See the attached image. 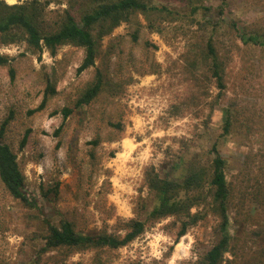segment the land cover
Returning <instances> with one entry per match:
<instances>
[{
    "label": "rangeland",
    "instance_id": "obj_1",
    "mask_svg": "<svg viewBox=\"0 0 264 264\" xmlns=\"http://www.w3.org/2000/svg\"><path fill=\"white\" fill-rule=\"evenodd\" d=\"M2 1L37 8L43 32L68 10L79 15L96 2ZM149 1L157 8L99 37L96 63L82 72L81 46L66 43L54 55L29 45L22 27L0 32V53L9 58L0 65V131L7 122L0 142L17 155L29 200L0 179V264H195L220 239L221 218L195 206L203 216L176 240V216L148 220L157 200L146 172L182 181L187 162L208 167L218 154L232 186L228 228L236 247L227 264H264V48L234 29L264 34V0ZM210 43L223 91L206 60ZM98 71L101 91L79 105ZM48 83L55 93L39 110ZM64 108L73 109L66 119ZM131 218L146 221L145 230L119 248L45 244L47 223L124 234Z\"/></svg>",
    "mask_w": 264,
    "mask_h": 264
},
{
    "label": "trees",
    "instance_id": "obj_2",
    "mask_svg": "<svg viewBox=\"0 0 264 264\" xmlns=\"http://www.w3.org/2000/svg\"><path fill=\"white\" fill-rule=\"evenodd\" d=\"M222 1L225 3L226 0ZM156 8L149 0H96L90 9L79 15L68 10L56 29L43 32L39 26L37 8L29 9L23 4L7 5L0 0V32L7 33L13 27H22L26 32L29 45L38 50L46 47L54 55L63 44L73 43L81 46L85 48V56L78 67V72H82L96 63L99 37L122 21H130L137 14L136 12H146ZM234 29L241 33V38L245 43L264 48V34L252 31L248 36H244L237 24H234ZM207 57V61L211 59V68L217 79L218 87L223 91L226 83L219 56L212 43L208 45ZM8 62L9 58L0 53V65ZM11 71L13 72V70ZM102 87L103 74L98 71L95 81L86 89L78 104L91 102ZM54 93L55 84L48 83L42 102L37 109H44ZM72 110L71 108L63 109L64 119L71 114ZM6 124L7 122H4L2 125L0 137L4 133ZM230 126L231 120L228 117L225 123L226 132L229 131ZM62 128L63 125L57 129L56 133H59ZM28 133L25 134L22 145H25ZM225 167L226 160L218 154L208 167L198 165L196 162H187L188 173L182 181L160 177L154 169L148 168L146 172L148 187L154 191L157 200L156 205L148 214V220L176 216L181 221V228L176 240L185 235L191 226L203 216L200 214L201 211L192 212V208L195 206L199 207L203 204L205 207L212 208L221 218L222 234L220 239L195 264H227L234 259L236 244L234 236L230 234L228 228L230 224L228 203L232 186ZM0 179L11 195L26 202L29 201L24 193L25 177L17 161V155L8 144L3 142H0ZM145 226L146 221L131 218L123 223L122 227L126 230L124 234L105 231L91 235L78 233L74 223L64 219L59 225L47 223L44 239L46 247L50 249L63 246L73 250L99 247L115 249L136 239L144 232ZM229 255L233 257L230 258Z\"/></svg>",
    "mask_w": 264,
    "mask_h": 264
},
{
    "label": "bare ground",
    "instance_id": "obj_3",
    "mask_svg": "<svg viewBox=\"0 0 264 264\" xmlns=\"http://www.w3.org/2000/svg\"><path fill=\"white\" fill-rule=\"evenodd\" d=\"M10 1H13V0H10ZM179 246H181V243H180V245Z\"/></svg>",
    "mask_w": 264,
    "mask_h": 264
}]
</instances>
